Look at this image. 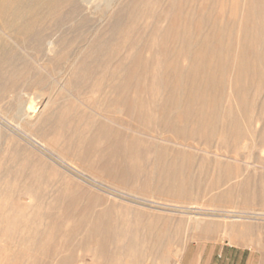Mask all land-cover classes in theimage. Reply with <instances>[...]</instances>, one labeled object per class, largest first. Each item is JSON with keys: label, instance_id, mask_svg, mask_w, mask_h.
I'll return each mask as SVG.
<instances>
[{"label": "rangeland", "instance_id": "374dc122", "mask_svg": "<svg viewBox=\"0 0 264 264\" xmlns=\"http://www.w3.org/2000/svg\"><path fill=\"white\" fill-rule=\"evenodd\" d=\"M224 2L71 0L43 19L36 35L17 41L0 66V189L8 190L0 192V264H58L65 255L70 264H97L85 248L61 249L56 238L46 250L35 248L43 240L34 232L46 226L35 214L51 208L45 203L58 183L52 176L42 185L38 202L36 191L24 189L25 176L14 172L32 165L84 173L107 192L106 204L139 211L142 227L168 219L177 233L170 264H264V32L257 40L231 32L218 39L208 22L175 13L213 11L212 20L228 21L235 9ZM180 27L191 39H175ZM98 129L106 138L87 141ZM76 145L98 166L133 151L130 159L148 173L158 162L178 160L195 183L182 197L123 185L82 161ZM162 151L169 156L159 157ZM5 169L13 172L2 177ZM229 188L252 198L220 200Z\"/></svg>", "mask_w": 264, "mask_h": 264}, {"label": "bare ground", "instance_id": "6f19581e", "mask_svg": "<svg viewBox=\"0 0 264 264\" xmlns=\"http://www.w3.org/2000/svg\"><path fill=\"white\" fill-rule=\"evenodd\" d=\"M70 1L0 0V66L15 54L18 40L24 42L34 34L36 35V28L43 19L54 14ZM211 1L214 0H206V4ZM219 1H221V6L224 7L225 0ZM215 3L217 4V1ZM231 7L235 10L231 14L233 18L228 21L221 19L220 21L212 20L213 11H199L200 14L202 13L199 15L201 17L197 16L196 11L185 12V18L182 16L183 12L175 9V13L181 15L180 17L186 21L195 23L208 22V24H211V30L214 31V35L216 34L218 39H224L226 32L238 34L240 39H260L264 32V0H231ZM239 13L241 14L240 17H236ZM218 14L224 15L225 13L219 12ZM250 25L253 26L250 27ZM170 30L173 32V28H170ZM249 30L254 31V33H249ZM187 31H190V29L186 30L185 27H180V30L176 32L175 39H191V37L189 38L190 33ZM234 34L232 35L235 36ZM54 46L56 48L55 43H51L49 49L54 50ZM234 57V66L238 73L241 66V57L238 54ZM224 71L225 69L222 68L221 72ZM11 86L13 87L14 84L11 83ZM170 98L172 100L175 99L172 96ZM36 115L40 117L42 113ZM20 121L24 123L26 118L21 117ZM98 130L97 138L94 136V138L87 139V141L93 142L94 140L97 141V139L103 140L106 138L108 135L107 131ZM184 131L174 132L181 137H185L186 132ZM116 134L117 132H115ZM76 146V154L82 161L89 163L95 169L111 175L113 179L123 185L142 188L151 185L163 193L167 192L173 196L182 197L189 192L195 183L181 172L183 165L179 164L178 160L155 162L153 172L158 171V174L155 172L154 175L156 174V177L152 178L151 174L153 172L148 173L149 170L140 162L130 159L133 156V150V152H129L132 155H121L122 157L113 155V159L106 160L105 164L98 166L96 161H91L87 157L88 150L86 147ZM116 150L114 153H116ZM158 156L161 158L166 157L169 156V153L162 151ZM187 162L186 164H190L191 160L187 159ZM12 172V169H5L2 172V177H7ZM14 172L25 176L23 187L25 190L36 191L35 198L38 202L43 201L44 198L43 194H38L42 185L51 183L52 176L56 178L54 180L58 183L56 195L45 203L49 204L51 208L35 214V216L46 223L42 230L34 232L35 235H39L43 240L37 242L36 249L39 247L42 250L48 249L50 241L56 238L59 239L58 247L61 249L85 248L90 252L91 260L97 264H170L167 250L170 247V242L175 236L177 237V233L169 229L171 222L168 219H162L161 221L158 219L152 220L146 222L144 227H142L139 211L130 209L126 205L106 204L103 196L107 192L103 190L99 183L95 185L88 183L86 181L88 179L87 175L82 172L57 173L52 168L34 165L25 169L17 168ZM216 182L217 180L214 183ZM219 182L221 183L222 181ZM7 191V189H0V192L5 194H7ZM218 198L230 201L240 199L246 203L252 198V194L244 193L243 195H238L232 188H229L219 194ZM162 205L168 208L173 207L167 204ZM255 215L262 216V214ZM127 216H130L131 222L125 224L123 221ZM176 225L177 228H182V223L179 222ZM76 237H81V241L74 242ZM145 253L148 256L147 259L143 256ZM180 254L181 251L177 249L175 256L180 257ZM72 260L71 255L61 256L58 264H70ZM27 264L32 263L28 261Z\"/></svg>", "mask_w": 264, "mask_h": 264}]
</instances>
